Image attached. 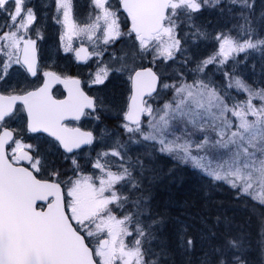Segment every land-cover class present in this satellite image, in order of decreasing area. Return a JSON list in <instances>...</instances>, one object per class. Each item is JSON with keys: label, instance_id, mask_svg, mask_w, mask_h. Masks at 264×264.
Here are the masks:
<instances>
[{"label": "snow or ice", "instance_id": "1", "mask_svg": "<svg viewBox=\"0 0 264 264\" xmlns=\"http://www.w3.org/2000/svg\"><path fill=\"white\" fill-rule=\"evenodd\" d=\"M0 264H264V0H0Z\"/></svg>", "mask_w": 264, "mask_h": 264}, {"label": "trees", "instance_id": "2", "mask_svg": "<svg viewBox=\"0 0 264 264\" xmlns=\"http://www.w3.org/2000/svg\"><path fill=\"white\" fill-rule=\"evenodd\" d=\"M47 2L48 0H32V3L35 4L38 8L41 7V9H42V5L46 4ZM207 18L213 19V16L208 15ZM199 183L200 182L198 178L192 174V170L189 167V168H186L185 170H182L179 173L177 182L173 184L172 186H170V192L174 197L178 199L181 197L179 199L180 201L181 200L184 201L185 199H189L190 201L197 200V198L202 196V193L199 191ZM220 189L226 190V186ZM217 192H218V189L214 190L213 194ZM226 192L228 193L229 201H231L230 193L227 190ZM168 195H169V192L164 191L161 193V198L166 199ZM226 210L229 212V214L232 213L233 208L231 204L228 205Z\"/></svg>", "mask_w": 264, "mask_h": 264}, {"label": "bare ground", "instance_id": "3", "mask_svg": "<svg viewBox=\"0 0 264 264\" xmlns=\"http://www.w3.org/2000/svg\"><path fill=\"white\" fill-rule=\"evenodd\" d=\"M39 8H41V7H39ZM43 49H44V47H43ZM43 52H44V50H43ZM72 71H73V73H75L76 69L73 68ZM213 198L217 201H221V200L224 201V208L225 209H227L228 205L231 204V201H229L228 193L226 192V190L218 189V192L213 194ZM197 200H198V198H197ZM180 202L183 203L182 200ZM199 202L202 203V201H199ZM241 216H242V214H241Z\"/></svg>", "mask_w": 264, "mask_h": 264}, {"label": "rangeland", "instance_id": "4", "mask_svg": "<svg viewBox=\"0 0 264 264\" xmlns=\"http://www.w3.org/2000/svg\"><path fill=\"white\" fill-rule=\"evenodd\" d=\"M83 2L84 0H80V3H83ZM43 47H44V53L42 55L47 56L49 55V50L54 48V44L51 40H49L47 44L43 45ZM60 55H63V53H61ZM61 63H63V61H61Z\"/></svg>", "mask_w": 264, "mask_h": 264}, {"label": "flooded vegetation", "instance_id": "5", "mask_svg": "<svg viewBox=\"0 0 264 264\" xmlns=\"http://www.w3.org/2000/svg\"><path fill=\"white\" fill-rule=\"evenodd\" d=\"M75 68L74 66L72 67V69Z\"/></svg>", "mask_w": 264, "mask_h": 264}]
</instances>
